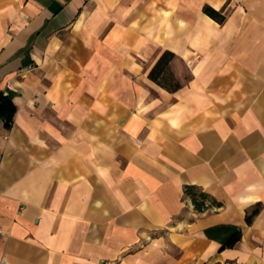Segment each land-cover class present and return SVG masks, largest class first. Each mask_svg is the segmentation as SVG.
Masks as SVG:
<instances>
[{
	"label": "crops",
	"instance_id": "0c3cea01",
	"mask_svg": "<svg viewBox=\"0 0 264 264\" xmlns=\"http://www.w3.org/2000/svg\"><path fill=\"white\" fill-rule=\"evenodd\" d=\"M1 95L0 260L264 264V0H0Z\"/></svg>",
	"mask_w": 264,
	"mask_h": 264
},
{
	"label": "trees",
	"instance_id": "16d2710c",
	"mask_svg": "<svg viewBox=\"0 0 264 264\" xmlns=\"http://www.w3.org/2000/svg\"><path fill=\"white\" fill-rule=\"evenodd\" d=\"M205 12L213 19L218 21L219 23L223 24L226 21V16L223 14L222 11H217L210 6L205 8ZM175 55L169 51H166L157 65L153 68L150 73L152 79L158 82L160 85L168 88L169 90H175L180 85L175 82L174 84H167L161 80L163 76H170L173 78V74L169 71V63L174 59ZM173 81V79H172ZM16 113V106L13 104L12 100L8 96L1 95L0 96V116L5 120L6 128L10 129L13 123L14 115ZM201 200L198 201L194 198L195 206L200 209L205 206V201L207 199V195L201 194ZM259 208H256L250 215L247 216V223L251 224L253 218L259 213ZM242 234L241 232H237L226 244L228 247H234L240 240Z\"/></svg>",
	"mask_w": 264,
	"mask_h": 264
},
{
	"label": "rangeland",
	"instance_id": "374dc122",
	"mask_svg": "<svg viewBox=\"0 0 264 264\" xmlns=\"http://www.w3.org/2000/svg\"><path fill=\"white\" fill-rule=\"evenodd\" d=\"M223 12V11H222ZM227 12H229V11H227ZM228 15V14H227ZM227 15H226V19H227ZM169 71H170V68H169ZM171 72V71H170ZM172 79H173V81H172ZM161 80L164 82V83H167V84H171V85H173L174 84V75H173V78L171 77L170 78V76L168 77L167 75L166 76H163V77H161ZM208 201V200H207Z\"/></svg>",
	"mask_w": 264,
	"mask_h": 264
},
{
	"label": "built area",
	"instance_id": "2783aa9c",
	"mask_svg": "<svg viewBox=\"0 0 264 264\" xmlns=\"http://www.w3.org/2000/svg\"><path fill=\"white\" fill-rule=\"evenodd\" d=\"M2 233L1 228H0V234ZM0 264H9L6 260H0Z\"/></svg>",
	"mask_w": 264,
	"mask_h": 264
}]
</instances>
